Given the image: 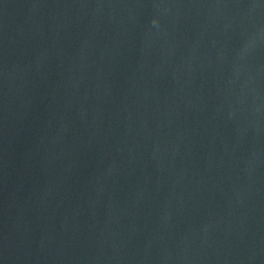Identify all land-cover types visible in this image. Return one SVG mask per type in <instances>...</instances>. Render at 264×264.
<instances>
[{"label":"water","instance_id":"1","mask_svg":"<svg viewBox=\"0 0 264 264\" xmlns=\"http://www.w3.org/2000/svg\"><path fill=\"white\" fill-rule=\"evenodd\" d=\"M0 264H264V0H0Z\"/></svg>","mask_w":264,"mask_h":264}]
</instances>
